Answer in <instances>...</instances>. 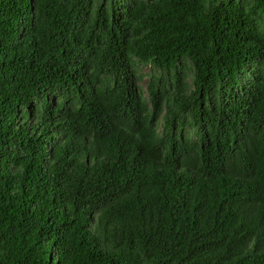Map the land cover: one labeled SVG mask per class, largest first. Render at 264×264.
Listing matches in <instances>:
<instances>
[{
	"label": "trees",
	"instance_id": "16d2710c",
	"mask_svg": "<svg viewBox=\"0 0 264 264\" xmlns=\"http://www.w3.org/2000/svg\"><path fill=\"white\" fill-rule=\"evenodd\" d=\"M0 264H264V0H0Z\"/></svg>",
	"mask_w": 264,
	"mask_h": 264
},
{
	"label": "clouds",
	"instance_id": "9594fccd",
	"mask_svg": "<svg viewBox=\"0 0 264 264\" xmlns=\"http://www.w3.org/2000/svg\"><path fill=\"white\" fill-rule=\"evenodd\" d=\"M148 69L146 68V69H144L143 71H147ZM143 84V86H144V88H145V81L142 83ZM145 91V97L147 98V93H146V89L144 90Z\"/></svg>",
	"mask_w": 264,
	"mask_h": 264
}]
</instances>
